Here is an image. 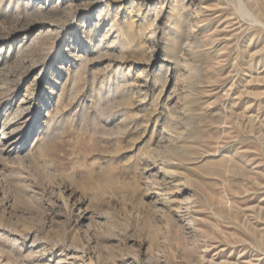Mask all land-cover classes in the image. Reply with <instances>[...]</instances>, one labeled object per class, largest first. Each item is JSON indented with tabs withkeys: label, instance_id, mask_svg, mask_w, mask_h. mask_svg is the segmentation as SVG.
<instances>
[{
	"label": "rangeland",
	"instance_id": "1",
	"mask_svg": "<svg viewBox=\"0 0 264 264\" xmlns=\"http://www.w3.org/2000/svg\"><path fill=\"white\" fill-rule=\"evenodd\" d=\"M0 264H264V0H0Z\"/></svg>",
	"mask_w": 264,
	"mask_h": 264
},
{
	"label": "bare ground",
	"instance_id": "2",
	"mask_svg": "<svg viewBox=\"0 0 264 264\" xmlns=\"http://www.w3.org/2000/svg\"><path fill=\"white\" fill-rule=\"evenodd\" d=\"M15 143L11 144V145H14ZM6 147V146H5Z\"/></svg>",
	"mask_w": 264,
	"mask_h": 264
}]
</instances>
